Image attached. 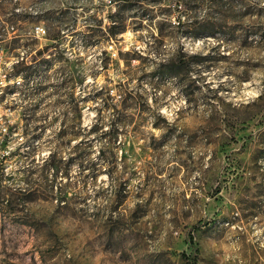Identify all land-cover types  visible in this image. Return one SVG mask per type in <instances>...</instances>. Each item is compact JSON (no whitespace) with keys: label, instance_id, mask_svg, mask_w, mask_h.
<instances>
[{"label":"rangeland","instance_id":"374dc122","mask_svg":"<svg viewBox=\"0 0 264 264\" xmlns=\"http://www.w3.org/2000/svg\"><path fill=\"white\" fill-rule=\"evenodd\" d=\"M17 80L0 264H264V0H0Z\"/></svg>","mask_w":264,"mask_h":264},{"label":"trees","instance_id":"16d2710c","mask_svg":"<svg viewBox=\"0 0 264 264\" xmlns=\"http://www.w3.org/2000/svg\"><path fill=\"white\" fill-rule=\"evenodd\" d=\"M130 2V0H126V2ZM216 2H218L219 0H215ZM133 9L134 8H130V9H128L127 11H133ZM117 14H114V15H112V16H110V18H111V20H112V22H114L113 20L115 19V16H116ZM168 23H169V21H167ZM115 23V22H114ZM191 25L193 26V27H196V26H194V22H192L191 23ZM113 26H116V24L115 25H113ZM169 26L170 27H172V28H178V29H182V22H181V20H179L178 21V26L176 27L175 25H172V24H169ZM159 27H161L160 26V24H159ZM113 28V27H112ZM112 28H110V34H109V36H110V39H114L116 36H118L119 34H122V33H124V28H120V29H118V30H116V31H112ZM197 31H199V28L197 29ZM183 34H184V32H183ZM198 35V34H197ZM196 35V36H197ZM56 37H58V36H56ZM55 38H51V40H54ZM89 39V38H88ZM40 53V52H39ZM22 65H20V63L18 64V66H15V68L16 69H18V71H17V73H16V75L15 76H21L23 73H24V71H27L29 68H27V67H24L23 69H22ZM162 67H164V65H161L160 66V68H162ZM164 69V68H163ZM163 69H160V70H158V71H161L162 72V74H164V75H166V74H168V75H170L171 73H172V67H169V69L167 70V71H165V70H163ZM30 77H31V75H30ZM27 85H30V82H28V84ZM20 86H23L22 84H20ZM12 87V88H11ZM7 86V88H6V90H4V92H3V94L0 96V100H1V102H3L4 101V99H5V96H9L11 93H12V90H13V88H18L17 87V85H15V84H13V86ZM25 87H26V85H25ZM29 89V91H30V87L28 88ZM0 92H1V90H0ZM28 95V96H30V95H33L32 93H30V92H26L25 93V95ZM102 94H100V96H101ZM101 99H102V101H103V111H106V110H111V111H113V113H114V115H113V117H114V119H115V117L118 115V118H117V121H119V114H120V112H119V110H118V108H117V106H115L114 104H111L110 102H109V99L108 98H106V97H101ZM133 99V98H132ZM71 100H73L72 102L74 103V99L72 98ZM126 99H124V101H125ZM124 101H123V103H124ZM155 127H158V126H155ZM41 127L40 126H34V130H38V129H40ZM100 129H102L101 127H99V128H97L96 130H100ZM8 130H10V132L8 133L9 134V136L11 135V130H12V128L11 127H8ZM7 130V131H8ZM95 130V131H96ZM32 139H39V135H33L32 136ZM7 140V139H6ZM1 143H3L2 145H5V143H7V141H2ZM55 158H54V155H53V157H52V159L51 160H54ZM59 163L60 162H56V163H53V167H55V168H57L58 166H59ZM188 261H189V263L190 264H199L198 263V261H197V258L195 257V256H193V257H190V258H188Z\"/></svg>","mask_w":264,"mask_h":264},{"label":"built area","instance_id":"2783aa9c","mask_svg":"<svg viewBox=\"0 0 264 264\" xmlns=\"http://www.w3.org/2000/svg\"><path fill=\"white\" fill-rule=\"evenodd\" d=\"M39 30H41V32H44L42 29H39ZM14 83H15V85H20L21 84V82H18V80H17V82H14Z\"/></svg>","mask_w":264,"mask_h":264}]
</instances>
